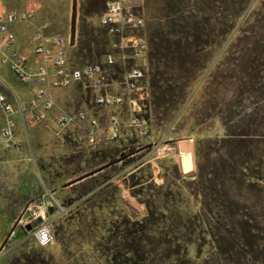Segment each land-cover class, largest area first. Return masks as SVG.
<instances>
[{
  "label": "rangeland",
  "instance_id": "obj_1",
  "mask_svg": "<svg viewBox=\"0 0 264 264\" xmlns=\"http://www.w3.org/2000/svg\"><path fill=\"white\" fill-rule=\"evenodd\" d=\"M108 1L0 0V13L31 8L33 25L70 35V63L81 67L107 52L98 20ZM134 5L144 20L136 34L147 44L141 86L149 137L123 128L109 141L107 116L115 111L124 122L126 108L99 109L80 85L54 92L53 113L96 118L103 130L94 146L87 120L63 130L55 121L33 123L23 96L14 143L0 138V264H114V255L126 264V231L151 264H228L237 219L225 211L256 204L247 183L231 180L239 178L237 155L251 183L257 166L264 175V0ZM109 71L114 82L124 72ZM31 213L38 217L25 225ZM40 223L53 234L45 248L32 237Z\"/></svg>",
  "mask_w": 264,
  "mask_h": 264
},
{
  "label": "built area",
  "instance_id": "obj_2",
  "mask_svg": "<svg viewBox=\"0 0 264 264\" xmlns=\"http://www.w3.org/2000/svg\"><path fill=\"white\" fill-rule=\"evenodd\" d=\"M142 0H109L98 24L104 29L109 42L107 52L101 63L85 64L73 67L70 63L69 49L72 46L70 35L61 33L48 34L49 25L40 23L33 29L32 65L26 56L15 49L16 35L14 28L20 24H31L34 11H9L0 13V66L7 67L13 80L21 86L33 82L36 87L28 101L30 120L40 124L52 110L54 103L52 89H68L76 85L88 88L94 94V104L99 109L126 108L127 116L121 121L115 111L106 118L107 139L115 141L122 135L124 128L129 135L143 140L149 137L146 118L147 109L141 82L147 65V44L145 39L136 34L144 27L142 15L134 2ZM118 66L123 69L119 81L110 78V69ZM22 109H15L4 93L0 92V128L1 141L7 147L14 143V115ZM86 113L79 111L73 116L62 114L57 124L64 129L86 121ZM103 130L96 118L87 120L85 139L88 145L97 143V135ZM37 214L31 213L25 225L35 220ZM35 244L45 248L53 242L52 230L47 224L32 227Z\"/></svg>",
  "mask_w": 264,
  "mask_h": 264
},
{
  "label": "trees",
  "instance_id": "obj_3",
  "mask_svg": "<svg viewBox=\"0 0 264 264\" xmlns=\"http://www.w3.org/2000/svg\"><path fill=\"white\" fill-rule=\"evenodd\" d=\"M74 20L75 3L73 2L70 25L71 34L73 32ZM237 158L238 160L235 162L237 169L239 170L237 173L239 178H235L233 176L231 180L238 184L247 183L248 185L246 186L248 189L254 191V199L256 204L251 207L240 205L239 208L234 207V209H231L228 207L226 209V216L231 218L230 220L237 219V221L236 223H233L236 229L231 233V235H233L235 238L230 244V248L233 249L229 250L224 255H226L228 264H264V252H262L264 251V248H262L264 245H261L260 243L264 242V238H261V234L264 233H262L261 229L258 227V223L261 222L260 220L264 222V185H261V183H264V175L261 174V168L257 166V168L253 171V175L250 176V179H253L255 182L251 183L250 180L246 179L248 176L246 175L247 173L245 174L248 169L247 161L240 155H237ZM116 161L117 160H114L111 163ZM259 164L264 165V157L260 158ZM95 172L97 171H94L90 174H94ZM85 177L75 180L70 184L82 180ZM134 225H138V223L134 222ZM134 234H136L134 231H126V264H151L149 263L146 254L142 252L140 245H135L136 239H138V237H131ZM128 254L130 255L128 256ZM112 261L114 264H117V257L115 255L112 256Z\"/></svg>",
  "mask_w": 264,
  "mask_h": 264
},
{
  "label": "crops",
  "instance_id": "obj_4",
  "mask_svg": "<svg viewBox=\"0 0 264 264\" xmlns=\"http://www.w3.org/2000/svg\"><path fill=\"white\" fill-rule=\"evenodd\" d=\"M21 11H24V10H21ZM27 25L33 26L32 31L29 29V27ZM35 26L36 25H33V23H31V24H20L14 28L15 35H16L15 49L20 54L26 56L31 65H32V61H33L31 37H32L33 29ZM48 34H54V33L50 32L48 30ZM64 35H66V34H64ZM19 87L26 89L25 92L23 93L22 91L18 90ZM35 87H36V85L33 82H31L30 84H28L26 86L18 85L13 80L11 73L9 72L8 68L5 66L4 67L0 66V92L4 93L6 95V97L12 103V105L14 106L15 109H19V107L22 109L21 113H16V115H14L15 127H16V120L18 118H21L24 115V109L22 108V97L23 96H29V99H30L33 96V91H34ZM56 90H59V89H52L50 91L53 103H54V92ZM54 106H55V103H54ZM54 106H53L52 110L47 113L45 121L40 123V125L45 124L46 122H49V121H53V122L55 121L57 124V118L62 114L54 115V113H53ZM52 116H53V118H52ZM1 125H2V122H1ZM57 126H58V124H57ZM60 130H63V129H60Z\"/></svg>",
  "mask_w": 264,
  "mask_h": 264
},
{
  "label": "water",
  "instance_id": "obj_5",
  "mask_svg": "<svg viewBox=\"0 0 264 264\" xmlns=\"http://www.w3.org/2000/svg\"><path fill=\"white\" fill-rule=\"evenodd\" d=\"M30 227H28V229H29Z\"/></svg>",
  "mask_w": 264,
  "mask_h": 264
}]
</instances>
